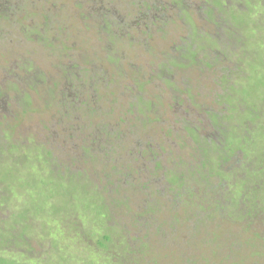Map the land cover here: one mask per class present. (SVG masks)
I'll list each match as a JSON object with an SVG mask.
<instances>
[{
	"label": "rangeland",
	"instance_id": "374dc122",
	"mask_svg": "<svg viewBox=\"0 0 264 264\" xmlns=\"http://www.w3.org/2000/svg\"><path fill=\"white\" fill-rule=\"evenodd\" d=\"M3 2L0 260L264 264V0Z\"/></svg>",
	"mask_w": 264,
	"mask_h": 264
},
{
	"label": "trees",
	"instance_id": "16d2710c",
	"mask_svg": "<svg viewBox=\"0 0 264 264\" xmlns=\"http://www.w3.org/2000/svg\"><path fill=\"white\" fill-rule=\"evenodd\" d=\"M4 4H3V15L6 14V15H14V14H20L22 11H23V6L20 5L19 3H15L13 0H3ZM5 16V15H4ZM8 17V16H6ZM16 19V18H15ZM104 22L107 23V18H105ZM30 31H33L32 29H30ZM32 33V32H31ZM37 34V32H35ZM34 33H32V35H35L37 36L38 38L41 37L40 39L44 40L45 41V37H42V36H39V35H36ZM14 40V39H13ZM48 41V40H47ZM15 42V40H14ZM111 59V58H109ZM75 80V79H74ZM74 80L72 81V83H74ZM121 122V121H120ZM206 142V140L203 139V142ZM196 143H198L196 141ZM177 181V180H176ZM127 204V203H126ZM219 204V203H218ZM128 205V204H127ZM128 208V206H127ZM0 264H13V263H7L6 261H1L0 260Z\"/></svg>",
	"mask_w": 264,
	"mask_h": 264
},
{
	"label": "flooded vegetation",
	"instance_id": "af4514ba",
	"mask_svg": "<svg viewBox=\"0 0 264 264\" xmlns=\"http://www.w3.org/2000/svg\"><path fill=\"white\" fill-rule=\"evenodd\" d=\"M15 1L17 2V0H15ZM153 1H154V0H153ZM158 3H159V5H158ZM3 4H4V3H3ZM151 4H152V6H150L149 8L153 9V10L156 11V12H159V9L161 10L160 12H164V9H163V8H164L165 6H162V7H161V6H160L161 3H160L159 1L155 2L154 4H153V3H151ZM144 6H146V5H144ZM158 7H159V8H158ZM160 12H159V13H160ZM149 13H152V12L149 11ZM20 14H21V13H20ZM17 15H19V14H17ZM49 24L51 25V23H48V26H49L48 29L50 28V25H49ZM46 30H47V29H46ZM184 47H185V46H184ZM210 118H211V117H210ZM143 122H144V121H143ZM143 122L140 123L141 126H143V124H145V123H143ZM212 122H214V123L216 124V119L214 118V119L212 120ZM144 126H146V125H144ZM193 130L195 131V129H193ZM186 132H191V131L186 129ZM196 132H197V130H196ZM197 133H198V132H197ZM187 135H188V133H187ZM206 144H207V143H206ZM204 148H205V146L203 147V149H204ZM203 149L201 150L202 153H203ZM205 149H206V148H205ZM201 151H200V152H201Z\"/></svg>",
	"mask_w": 264,
	"mask_h": 264
}]
</instances>
